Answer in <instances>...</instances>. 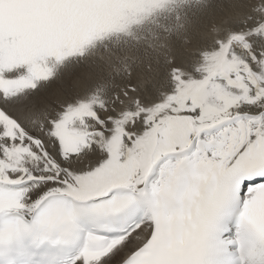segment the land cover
<instances>
[{
  "label": "snow or ice",
  "instance_id": "obj_1",
  "mask_svg": "<svg viewBox=\"0 0 264 264\" xmlns=\"http://www.w3.org/2000/svg\"><path fill=\"white\" fill-rule=\"evenodd\" d=\"M0 264H264V0H0Z\"/></svg>",
  "mask_w": 264,
  "mask_h": 264
},
{
  "label": "bare ground",
  "instance_id": "obj_2",
  "mask_svg": "<svg viewBox=\"0 0 264 264\" xmlns=\"http://www.w3.org/2000/svg\"><path fill=\"white\" fill-rule=\"evenodd\" d=\"M190 23L187 25L188 27V34L192 37L194 41L198 39L197 31H198V19L196 15L190 14L188 17ZM175 19L170 18L167 20L160 21L159 26H153L152 33L158 34L161 37H163L164 33L162 31L163 27L174 24ZM148 29H144L138 32L139 35H144L145 38L140 41L138 45L133 46L131 49H126L124 52L119 53L120 55L124 54H132V55H140L142 57L144 56H154L155 53H153L150 49L151 44H155L157 41L153 40L152 34H147ZM174 45V47L177 49V53L179 51V41L173 40L170 41ZM107 55V54H106Z\"/></svg>",
  "mask_w": 264,
  "mask_h": 264
}]
</instances>
